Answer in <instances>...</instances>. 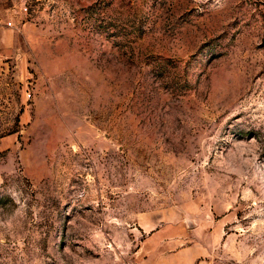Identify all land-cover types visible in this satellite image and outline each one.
<instances>
[{"label":"rangeland","instance_id":"1","mask_svg":"<svg viewBox=\"0 0 264 264\" xmlns=\"http://www.w3.org/2000/svg\"><path fill=\"white\" fill-rule=\"evenodd\" d=\"M0 20V264H264V0Z\"/></svg>","mask_w":264,"mask_h":264},{"label":"crops","instance_id":"2","mask_svg":"<svg viewBox=\"0 0 264 264\" xmlns=\"http://www.w3.org/2000/svg\"><path fill=\"white\" fill-rule=\"evenodd\" d=\"M178 259H181V257L179 256ZM185 259V258H184ZM183 262L185 261V263H188L189 260H182Z\"/></svg>","mask_w":264,"mask_h":264},{"label":"built area","instance_id":"3","mask_svg":"<svg viewBox=\"0 0 264 264\" xmlns=\"http://www.w3.org/2000/svg\"><path fill=\"white\" fill-rule=\"evenodd\" d=\"M5 23L7 24V23H10V22L5 21ZM2 24H3V22L0 20V25H2Z\"/></svg>","mask_w":264,"mask_h":264}]
</instances>
